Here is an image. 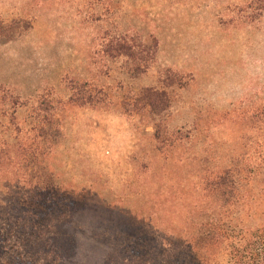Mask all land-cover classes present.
I'll return each mask as SVG.
<instances>
[{"label":"rangeland","instance_id":"obj_1","mask_svg":"<svg viewBox=\"0 0 264 264\" xmlns=\"http://www.w3.org/2000/svg\"><path fill=\"white\" fill-rule=\"evenodd\" d=\"M243 1L0 0V28L22 27L11 41L0 35V149L29 134L33 107L56 110L43 166L62 200L33 229L17 227V184L0 179V263L138 264L122 251L149 234L154 194L189 182L201 152L229 155L246 132L233 115L264 103V18ZM122 35L144 53L156 47L146 72L102 52ZM85 81L99 108L62 110ZM144 89L165 91L167 111L139 110Z\"/></svg>","mask_w":264,"mask_h":264},{"label":"trees","instance_id":"obj_2","mask_svg":"<svg viewBox=\"0 0 264 264\" xmlns=\"http://www.w3.org/2000/svg\"><path fill=\"white\" fill-rule=\"evenodd\" d=\"M241 4L257 18H264V0H244ZM20 26L11 23L8 28H0L3 40L11 41L14 30H21ZM141 46L122 35L103 40L100 48L107 57L131 60L143 73L154 59L156 47L144 53ZM75 84L68 88L67 100L58 106L62 110L67 106L99 108L102 101L89 84ZM137 102L139 110L151 114L160 115L169 108L165 91L144 89ZM32 109L36 123L29 134L15 138L14 150L9 149V142L2 144L0 179L10 174L17 184L18 196L9 205L13 225L29 223L33 229L42 213L61 209L62 200L52 175L43 166L56 140L43 128L49 121L47 117H52L56 110ZM243 114V119L242 114L233 115L238 122H244L246 132L243 138H234L235 148L229 155L201 152L189 182L171 186L168 196L160 191L154 194L149 234H139L131 246L123 249L122 263L131 261L128 254L138 264H264V103H252ZM228 115L224 113L222 120ZM155 140L161 142L157 135ZM176 142L171 143L172 147ZM1 239L0 234V245Z\"/></svg>","mask_w":264,"mask_h":264}]
</instances>
